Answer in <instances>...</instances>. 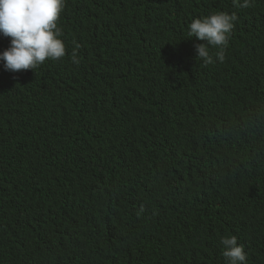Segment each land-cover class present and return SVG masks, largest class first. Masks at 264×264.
I'll return each mask as SVG.
<instances>
[{"label":"trees","instance_id":"1","mask_svg":"<svg viewBox=\"0 0 264 264\" xmlns=\"http://www.w3.org/2000/svg\"><path fill=\"white\" fill-rule=\"evenodd\" d=\"M239 4L66 0L64 57L0 62V264H227L228 235L264 264V0ZM218 11L205 65L188 25Z\"/></svg>","mask_w":264,"mask_h":264},{"label":"clouds","instance_id":"2","mask_svg":"<svg viewBox=\"0 0 264 264\" xmlns=\"http://www.w3.org/2000/svg\"><path fill=\"white\" fill-rule=\"evenodd\" d=\"M66 0H0V36L9 38V45L0 51V62L9 72L34 70L45 60H58L65 56L66 48L61 39L57 21L65 8ZM239 4V0H233ZM243 0L241 7H247ZM238 17L236 14L218 11L208 16L194 18L188 25V37L201 41L194 45L196 56L205 65L215 59L223 62L229 36ZM214 48V54L210 51ZM72 62L79 64L77 54ZM221 254L227 264H246L244 247L234 235L223 236Z\"/></svg>","mask_w":264,"mask_h":264}]
</instances>
